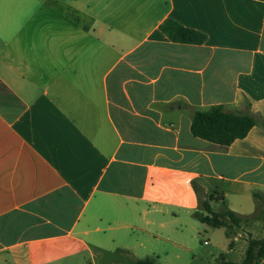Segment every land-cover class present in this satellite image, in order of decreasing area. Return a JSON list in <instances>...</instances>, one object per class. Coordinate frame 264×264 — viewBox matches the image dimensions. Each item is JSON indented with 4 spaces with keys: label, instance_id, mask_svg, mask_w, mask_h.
<instances>
[{
    "label": "crops",
    "instance_id": "obj_1",
    "mask_svg": "<svg viewBox=\"0 0 264 264\" xmlns=\"http://www.w3.org/2000/svg\"><path fill=\"white\" fill-rule=\"evenodd\" d=\"M263 40L264 0H0V264H195L201 194L262 238L264 128L223 145L191 126L264 119Z\"/></svg>",
    "mask_w": 264,
    "mask_h": 264
},
{
    "label": "trees",
    "instance_id": "obj_2",
    "mask_svg": "<svg viewBox=\"0 0 264 264\" xmlns=\"http://www.w3.org/2000/svg\"><path fill=\"white\" fill-rule=\"evenodd\" d=\"M160 27L173 42L203 44L207 39L204 33L184 27L172 19H166ZM262 47L264 49V40ZM257 124H260L264 128V119L259 120L251 114L225 111L222 107L215 106L209 111L197 112L194 116L191 130L194 136L214 143L230 145L237 139L245 138ZM201 196V208L195 212L196 218L213 228H226L228 237H232V230L234 228L240 227L243 222L251 218L250 216L238 215L232 210L215 212L210 203L214 199V195H211L208 199H202ZM256 197L258 199L259 196L256 195ZM263 258L264 236L260 239L251 238L249 240V245L242 262L225 263L260 264ZM136 264H156V261L153 258L136 259Z\"/></svg>",
    "mask_w": 264,
    "mask_h": 264
},
{
    "label": "rangeland",
    "instance_id": "obj_3",
    "mask_svg": "<svg viewBox=\"0 0 264 264\" xmlns=\"http://www.w3.org/2000/svg\"><path fill=\"white\" fill-rule=\"evenodd\" d=\"M202 195V194H201ZM202 199H205V196H201ZM262 205L264 207V203L262 202ZM218 208V207H216ZM256 217V216H255ZM250 218L246 222H243L240 227H236L232 230V237H228L226 232L224 233L222 230L219 229L216 230L211 227L210 225L203 223L201 225L200 229V235H199V244L201 245L200 249L198 250V260L196 261L195 264H227L224 262V259L228 261H233V262H242V256L240 255L239 251H234L229 254H224L221 251V243L226 240L230 241L229 238L233 239V235L235 232H240L242 234L240 242L245 243L244 240H247V247L249 245V240L251 239V236L249 238V232H252V235L254 238H261V218ZM256 222V224L254 223ZM214 232V233H212ZM248 233V234H247ZM226 237L228 239H226ZM263 237V236H262ZM207 242V243H206ZM239 242V243H240ZM247 248L245 249L246 253ZM245 253L243 255V258L245 256Z\"/></svg>",
    "mask_w": 264,
    "mask_h": 264
},
{
    "label": "built area",
    "instance_id": "obj_4",
    "mask_svg": "<svg viewBox=\"0 0 264 264\" xmlns=\"http://www.w3.org/2000/svg\"><path fill=\"white\" fill-rule=\"evenodd\" d=\"M207 243V242H206Z\"/></svg>",
    "mask_w": 264,
    "mask_h": 264
}]
</instances>
